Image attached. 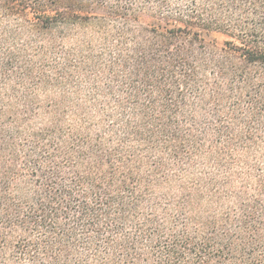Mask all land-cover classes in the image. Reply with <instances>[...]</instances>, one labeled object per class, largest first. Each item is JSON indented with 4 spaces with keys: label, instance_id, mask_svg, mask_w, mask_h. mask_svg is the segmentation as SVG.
I'll use <instances>...</instances> for the list:
<instances>
[{
    "label": "trees",
    "instance_id": "trees-1",
    "mask_svg": "<svg viewBox=\"0 0 264 264\" xmlns=\"http://www.w3.org/2000/svg\"><path fill=\"white\" fill-rule=\"evenodd\" d=\"M0 264H264V0H0Z\"/></svg>",
    "mask_w": 264,
    "mask_h": 264
}]
</instances>
